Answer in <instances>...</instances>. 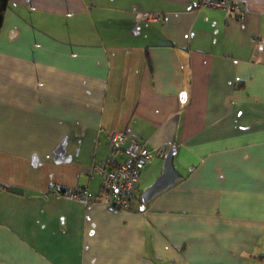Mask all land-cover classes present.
<instances>
[{
    "label": "crops",
    "instance_id": "obj_1",
    "mask_svg": "<svg viewBox=\"0 0 264 264\" xmlns=\"http://www.w3.org/2000/svg\"><path fill=\"white\" fill-rule=\"evenodd\" d=\"M236 1L244 17L191 0H11L0 264H264V0ZM124 130L161 152L132 208L49 194L100 195L91 167L123 160L110 134ZM171 148L180 177L144 203Z\"/></svg>",
    "mask_w": 264,
    "mask_h": 264
},
{
    "label": "built area",
    "instance_id": "obj_2",
    "mask_svg": "<svg viewBox=\"0 0 264 264\" xmlns=\"http://www.w3.org/2000/svg\"><path fill=\"white\" fill-rule=\"evenodd\" d=\"M199 10L208 8L224 11L229 17H244L245 6L236 0H191ZM145 20H160L161 14L146 12L138 14ZM113 152L123 154L119 161L111 156L106 161L96 162L91 172L102 178L100 195L92 193L86 187L65 188L52 187L49 194L61 199L73 200L86 207L102 204L111 211H123L132 208L138 196L141 175L149 162L158 154V149H151L146 140L136 138L128 131H116L110 134Z\"/></svg>",
    "mask_w": 264,
    "mask_h": 264
},
{
    "label": "water",
    "instance_id": "obj_3",
    "mask_svg": "<svg viewBox=\"0 0 264 264\" xmlns=\"http://www.w3.org/2000/svg\"><path fill=\"white\" fill-rule=\"evenodd\" d=\"M175 154V148H171L166 154L162 174L153 182L151 186L142 192L141 199L144 203L151 201L156 195L174 185L179 179L180 174L174 164Z\"/></svg>",
    "mask_w": 264,
    "mask_h": 264
},
{
    "label": "trees",
    "instance_id": "obj_4",
    "mask_svg": "<svg viewBox=\"0 0 264 264\" xmlns=\"http://www.w3.org/2000/svg\"><path fill=\"white\" fill-rule=\"evenodd\" d=\"M11 0H0V31L4 22L5 14L9 8ZM262 260H264V256H260Z\"/></svg>",
    "mask_w": 264,
    "mask_h": 264
},
{
    "label": "rangeland",
    "instance_id": "obj_5",
    "mask_svg": "<svg viewBox=\"0 0 264 264\" xmlns=\"http://www.w3.org/2000/svg\"><path fill=\"white\" fill-rule=\"evenodd\" d=\"M144 177H145V175H144ZM143 185H144V184H143ZM151 185H152V184H151ZM146 187H147V186H146ZM146 187H145V186H143V188H142V189L144 190V189H146Z\"/></svg>",
    "mask_w": 264,
    "mask_h": 264
}]
</instances>
